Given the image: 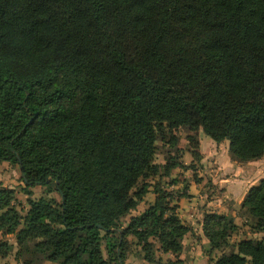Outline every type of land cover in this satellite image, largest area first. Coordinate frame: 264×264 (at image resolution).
<instances>
[{
	"label": "trees",
	"instance_id": "16d2710c",
	"mask_svg": "<svg viewBox=\"0 0 264 264\" xmlns=\"http://www.w3.org/2000/svg\"><path fill=\"white\" fill-rule=\"evenodd\" d=\"M183 126L227 141L239 164L264 157V0H0V162L18 166L27 196L48 186L60 199L29 198L21 216L0 187L17 261L125 264L132 237L147 264H186L175 137L176 156L154 162L157 136ZM239 207L264 231V178ZM237 229L203 215L210 253ZM12 248L0 241V258ZM213 264H264V241Z\"/></svg>",
	"mask_w": 264,
	"mask_h": 264
},
{
	"label": "crops",
	"instance_id": "0c3cea01",
	"mask_svg": "<svg viewBox=\"0 0 264 264\" xmlns=\"http://www.w3.org/2000/svg\"><path fill=\"white\" fill-rule=\"evenodd\" d=\"M196 138L200 157L197 162L202 166L195 172L197 179H189L185 172L181 177L179 174L182 171L177 168L172 172V177L178 175V179L169 189L174 187L173 190L180 195H186L175 199L180 220L191 229L182 240L183 253L180 257L186 264H212L208 257L209 243L201 230L203 215L209 212L233 215L232 208L241 203L246 191L264 178V157L239 164L230 159L227 141L217 144L201 130L196 132ZM182 166L185 168L187 165ZM186 171H189L188 167ZM206 175L210 176L208 180L211 184L208 187L205 183ZM213 185L222 192L208 197L207 188Z\"/></svg>",
	"mask_w": 264,
	"mask_h": 264
},
{
	"label": "rangeland",
	"instance_id": "374dc122",
	"mask_svg": "<svg viewBox=\"0 0 264 264\" xmlns=\"http://www.w3.org/2000/svg\"><path fill=\"white\" fill-rule=\"evenodd\" d=\"M193 137H192V136ZM172 137H175L177 140V148L178 152L177 155H179L181 164L187 165L185 168L181 169V174H179L181 177L184 175L189 176V179L196 180L197 174L195 173L201 166L199 162H196V160L193 159L190 151L191 149H197L198 150V139L196 138V132L189 131L187 127L183 126L179 129H176L173 131L172 134L167 133L165 136L158 135L156 139V152L154 156V162L163 165L165 161L172 155L176 156L175 154V145L172 146L171 139ZM191 138H195L196 141H191ZM230 155V154H229ZM191 159V160H190ZM231 159V157H230ZM232 160V159H231ZM189 165V166H188ZM193 166V167H192ZM188 167L189 171H186ZM185 169V170H184ZM174 173V170H173ZM178 175L174 176L177 180ZM207 177V178H206ZM206 180V186L208 187V184H211V182L208 180L210 176H205ZM172 178H168L170 180ZM174 179V178H173ZM184 179V178H183ZM163 180V179H161ZM186 180V178H185ZM158 181V177L155 178H147L145 180H140L137 187L140 186L143 182H150L154 183ZM165 181V179H164ZM167 181V180H166ZM184 185V181H183ZM0 187L11 189L14 192L15 201H12L10 203V207L14 208L21 216L25 215L28 204L27 199H38L40 197H44L46 199H55L57 203H59L60 199L57 193L53 190H51L50 187H34L31 189V195H26V187L21 179V174L19 171V168L16 164L9 163L6 161L0 162ZM171 187V186H170ZM171 189H175L172 187ZM221 190L218 189L216 186H211L207 188V195L210 196H216L218 195ZM153 196L152 194H147L145 197V200L140 204L138 208V212L143 210L148 202L152 200ZM240 204L236 207H233L234 214H229L228 217H232L234 222L236 223L238 229L236 232L231 234L224 245H222L219 249L214 250L213 252H209L208 250V257L210 259V262L213 264L220 256L226 255L234 251L236 244L244 239H256V240H263L264 241V231L258 232L253 229V226L250 224L251 219H249L246 215H243L240 210ZM232 207V206H231ZM134 214V213H132ZM129 216L125 217L123 219V222H125L128 219ZM7 241L8 243L12 244V249L6 254V256H3V258H0V264H22V261H17L15 259V252L17 251L16 248V241L14 235H5L0 233V241ZM102 253L104 258H106V252L104 247L102 246ZM143 251L141 249V246H139L135 239L132 237H128L127 239V246H126V252H125V264H147L145 261L142 260ZM157 255L161 256L159 253ZM156 255V256H157ZM163 259H166V256H162ZM41 264H54L51 262H42Z\"/></svg>",
	"mask_w": 264,
	"mask_h": 264
}]
</instances>
